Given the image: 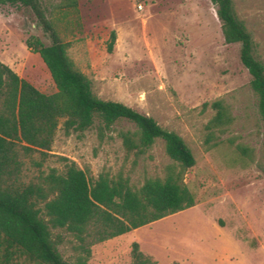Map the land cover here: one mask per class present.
I'll return each instance as SVG.
<instances>
[{
	"label": "rangeland",
	"instance_id": "rangeland-1",
	"mask_svg": "<svg viewBox=\"0 0 264 264\" xmlns=\"http://www.w3.org/2000/svg\"><path fill=\"white\" fill-rule=\"evenodd\" d=\"M232 3L256 57L264 62V0ZM41 4L94 94L175 132L195 160L184 175L193 207L92 246L88 264H131L133 242L157 264H215L214 255L256 248L260 236L264 243L263 127L239 45L224 42L211 1L78 0L74 8H63L59 0ZM111 34L115 38L108 52ZM33 38L49 43L34 14L0 5V62L50 95L56 89L45 65L25 46ZM214 103L220 107L218 123ZM96 126L65 136L60 122L46 155L20 151L21 180L27 184L50 169L62 172L67 161L88 179L121 175L135 188L148 178L164 177L172 161L162 140L135 155L125 151L120 138L121 132L135 131L133 124L119 121L102 136ZM58 249L70 262V244Z\"/></svg>",
	"mask_w": 264,
	"mask_h": 264
},
{
	"label": "trees",
	"instance_id": "trees-1",
	"mask_svg": "<svg viewBox=\"0 0 264 264\" xmlns=\"http://www.w3.org/2000/svg\"><path fill=\"white\" fill-rule=\"evenodd\" d=\"M59 1L63 8H74L78 0ZM210 1L224 42L239 45V60L257 101L264 151V62L256 57L251 35L232 0ZM0 5L34 14L49 43L33 38L25 46L38 54L56 89L43 94L0 62V264H88L92 246L193 207L194 196L184 175L195 160L183 139L150 116L120 102L99 99L90 80L69 58L41 0H0ZM114 38L111 34L108 52ZM213 105L218 123L220 107ZM122 120L135 126L133 132L120 133L127 153L141 155L156 140L163 141L172 161L164 177L148 178L135 188L121 175L100 173L88 179L74 162L64 159L62 172L50 169L27 184L21 180L20 151L46 155L60 122L65 136L81 135L95 123L102 136ZM64 243L70 244V262L58 249ZM130 257L131 264H157L137 242L131 244Z\"/></svg>",
	"mask_w": 264,
	"mask_h": 264
},
{
	"label": "crops",
	"instance_id": "crops-1",
	"mask_svg": "<svg viewBox=\"0 0 264 264\" xmlns=\"http://www.w3.org/2000/svg\"><path fill=\"white\" fill-rule=\"evenodd\" d=\"M257 239L259 246L256 248L250 246L248 250L242 251L235 247V250L228 252L230 255L225 252H223V255H214V260L217 261L215 264H264V243L261 236Z\"/></svg>",
	"mask_w": 264,
	"mask_h": 264
}]
</instances>
